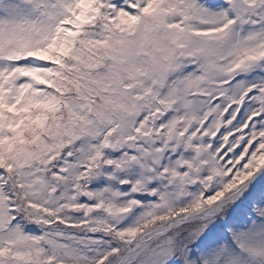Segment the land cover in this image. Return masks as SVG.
<instances>
[{"label":"snow or ice","instance_id":"snow-or-ice-1","mask_svg":"<svg viewBox=\"0 0 264 264\" xmlns=\"http://www.w3.org/2000/svg\"><path fill=\"white\" fill-rule=\"evenodd\" d=\"M0 264H264V0H0Z\"/></svg>","mask_w":264,"mask_h":264}]
</instances>
